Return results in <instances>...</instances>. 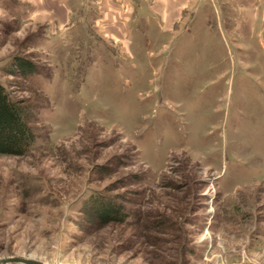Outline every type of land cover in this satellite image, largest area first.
<instances>
[{"label": "rangeland", "instance_id": "374dc122", "mask_svg": "<svg viewBox=\"0 0 264 264\" xmlns=\"http://www.w3.org/2000/svg\"><path fill=\"white\" fill-rule=\"evenodd\" d=\"M0 81L47 106L0 154V258L264 264V0H0Z\"/></svg>", "mask_w": 264, "mask_h": 264}, {"label": "trees", "instance_id": "16d2710c", "mask_svg": "<svg viewBox=\"0 0 264 264\" xmlns=\"http://www.w3.org/2000/svg\"><path fill=\"white\" fill-rule=\"evenodd\" d=\"M6 71L12 74L18 73L25 79L27 75L35 72V67L25 59H16L9 64ZM31 88L44 95L38 86ZM46 107L44 104L33 105L13 96L0 81V154L24 155L35 145L37 135L33 122L40 120L42 110ZM102 197L96 192L90 195V201L93 200L94 203H88L86 206L87 214L91 216L87 217L88 219L99 224L131 221L130 213L125 211L123 206L109 197Z\"/></svg>", "mask_w": 264, "mask_h": 264}, {"label": "water", "instance_id": "95a60500", "mask_svg": "<svg viewBox=\"0 0 264 264\" xmlns=\"http://www.w3.org/2000/svg\"><path fill=\"white\" fill-rule=\"evenodd\" d=\"M11 264V263H16V264H44L43 262L29 258V257H22V256H9V257H4L0 258V264Z\"/></svg>", "mask_w": 264, "mask_h": 264}]
</instances>
